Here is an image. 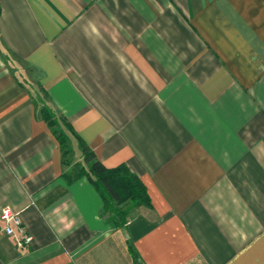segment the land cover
<instances>
[{
    "label": "crops",
    "instance_id": "obj_1",
    "mask_svg": "<svg viewBox=\"0 0 264 264\" xmlns=\"http://www.w3.org/2000/svg\"><path fill=\"white\" fill-rule=\"evenodd\" d=\"M38 103L149 207L66 183ZM2 206L0 264H264V0H0Z\"/></svg>",
    "mask_w": 264,
    "mask_h": 264
},
{
    "label": "trees",
    "instance_id": "obj_2",
    "mask_svg": "<svg viewBox=\"0 0 264 264\" xmlns=\"http://www.w3.org/2000/svg\"><path fill=\"white\" fill-rule=\"evenodd\" d=\"M38 117L54 137L60 157L62 171L60 176L66 183L85 177L98 193L101 200V214L114 224H122L127 214L136 207H149V199L138 177L120 163L114 167H104L92 151L74 134L70 125L62 117L42 103L36 110ZM68 135L76 140L80 152L79 161H70L72 156ZM131 257L135 253L128 247Z\"/></svg>",
    "mask_w": 264,
    "mask_h": 264
},
{
    "label": "built area",
    "instance_id": "obj_3",
    "mask_svg": "<svg viewBox=\"0 0 264 264\" xmlns=\"http://www.w3.org/2000/svg\"><path fill=\"white\" fill-rule=\"evenodd\" d=\"M0 232L13 237L16 246L27 244L30 241V236L25 232L24 228L20 225L18 212L12 210L8 206L0 207ZM17 231V235L14 232Z\"/></svg>",
    "mask_w": 264,
    "mask_h": 264
},
{
    "label": "rangeland",
    "instance_id": "obj_4",
    "mask_svg": "<svg viewBox=\"0 0 264 264\" xmlns=\"http://www.w3.org/2000/svg\"><path fill=\"white\" fill-rule=\"evenodd\" d=\"M69 147L72 148V146L70 145V143H69ZM70 161L73 162V158H72V156H71V160H70Z\"/></svg>",
    "mask_w": 264,
    "mask_h": 264
}]
</instances>
